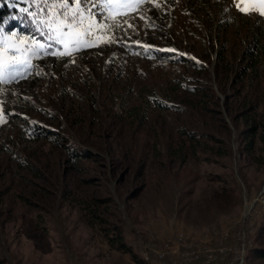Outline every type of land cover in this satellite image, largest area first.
Here are the masks:
<instances>
[{"label":"rangeland","instance_id":"rangeland-1","mask_svg":"<svg viewBox=\"0 0 264 264\" xmlns=\"http://www.w3.org/2000/svg\"><path fill=\"white\" fill-rule=\"evenodd\" d=\"M89 7L93 24L112 25L101 0ZM125 11L70 56L18 53L31 67L0 82V264H146L86 223L78 200L92 195L111 200L110 220L152 264L190 244L233 246L245 228L242 260L264 264L249 251L264 238V16L233 0ZM33 27L5 32L65 51ZM224 186L237 199L215 206Z\"/></svg>","mask_w":264,"mask_h":264},{"label":"snow or ice","instance_id":"snow-or-ice-1","mask_svg":"<svg viewBox=\"0 0 264 264\" xmlns=\"http://www.w3.org/2000/svg\"><path fill=\"white\" fill-rule=\"evenodd\" d=\"M6 2L13 8H16L18 3L27 4L28 7L19 8V16L0 18V24H7L10 20L22 21L26 17H30L31 23L37 25V32L44 35V29L46 28L48 31L47 40L64 45L65 51L49 52L48 49L52 47L51 43L46 48L34 37L18 35L16 31L6 33L5 29L0 27V82L3 83L8 82V80H5V76L9 80H15L25 75L31 67L30 57L23 56L21 58V55H17L18 53L29 52L31 56L40 54L70 56L72 51L82 44L81 35L92 34L94 28H102L106 33L109 27H122L117 17L122 14L126 15L125 10L139 8L146 0H101V7L107 11V18L113 21L111 26H101L91 22L93 13L89 5L95 6L96 0H71V4L69 0H6ZM233 2L242 14L256 11L259 15L264 16V0H233ZM32 8L35 10L30 11ZM40 13H44V16L41 17ZM86 20L88 21L87 28L81 29V25ZM65 29H68V31L65 32ZM74 33H76L75 37ZM66 37L67 39H65ZM22 45L27 46L21 47ZM85 46L92 45L87 44ZM164 51L173 50L165 49ZM7 53L11 55L6 56Z\"/></svg>","mask_w":264,"mask_h":264},{"label":"trees","instance_id":"trees-1","mask_svg":"<svg viewBox=\"0 0 264 264\" xmlns=\"http://www.w3.org/2000/svg\"><path fill=\"white\" fill-rule=\"evenodd\" d=\"M19 15L20 13L17 8L10 7L4 0H0V18H9L12 16ZM20 23H27V25L24 24V26H22ZM28 23V18H25L22 21L10 20L9 23L0 25L5 26L8 30L12 29L16 25H19V27L21 26V29L27 31V27H29ZM87 24L88 21L86 20L85 23L81 25V29H83ZM157 106L161 108L167 107V105L161 104L159 102H157ZM29 130L37 137L43 135L41 133L42 130L39 129V127L37 126H31L29 127ZM248 132H250V134H254L253 129H250ZM182 134H184L185 137L188 138L190 141L198 140V137H195V135H192L189 131H182ZM250 134L246 136L249 137ZM251 143L252 141L250 140L248 144L251 145ZM69 153L74 162H76L79 157H86L87 155V153H85L86 155H84L83 152L77 150H71ZM236 199V196H233L232 190L229 187L225 186L222 187L220 190L215 191L211 197L212 203L215 206L219 207H223L225 204H228L231 201L234 202ZM110 201L111 200L108 198H102L92 195L84 198H79L78 203L84 213L85 221L90 227L96 228L104 237V239L112 246H116L122 251L128 252L134 261H136L137 263H143L144 261L140 257V255L134 252V250L126 244L121 226L110 220ZM259 234V236H264V222L260 226ZM248 249L249 243L247 251ZM249 251L252 256L264 260V238L258 240V243L252 246Z\"/></svg>","mask_w":264,"mask_h":264},{"label":"built area","instance_id":"built-area-1","mask_svg":"<svg viewBox=\"0 0 264 264\" xmlns=\"http://www.w3.org/2000/svg\"><path fill=\"white\" fill-rule=\"evenodd\" d=\"M247 226V225H246ZM246 228L239 235L244 234ZM238 236V235H237ZM145 247H151L144 242ZM245 244H234V246H227L226 257L225 258H216V254L211 255L212 259L216 260H190L193 258V252H184L180 255V260H155L157 264H245L246 260H238L239 253L242 252ZM163 258V256H161ZM146 264H152L153 260H143Z\"/></svg>","mask_w":264,"mask_h":264},{"label":"bare ground","instance_id":"bare-ground-1","mask_svg":"<svg viewBox=\"0 0 264 264\" xmlns=\"http://www.w3.org/2000/svg\"><path fill=\"white\" fill-rule=\"evenodd\" d=\"M246 232H247V228H246ZM246 232H244L243 235H246ZM239 233L237 234L238 236L236 235V239L233 243V246L236 242L237 244H242V235H239ZM245 246L243 247L242 252L239 253L238 260H242L241 254L244 252ZM186 251L193 252V258H191L190 260H216V259H212L211 255H214L216 254V252H218L219 256H223L225 253L224 249H218L216 252H213L210 246H208L207 244L205 245L203 243H196L195 245L190 244L187 246ZM161 256H163V258ZM216 258H217V254H216ZM159 259L165 260L164 255L163 254L159 255Z\"/></svg>","mask_w":264,"mask_h":264}]
</instances>
